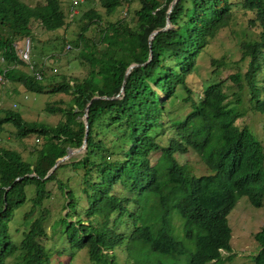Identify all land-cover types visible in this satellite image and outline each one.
Segmentation results:
<instances>
[{
  "label": "trees",
  "instance_id": "1",
  "mask_svg": "<svg viewBox=\"0 0 264 264\" xmlns=\"http://www.w3.org/2000/svg\"><path fill=\"white\" fill-rule=\"evenodd\" d=\"M98 2L106 14L137 2L134 24L124 19L103 21L95 9L85 11L89 22L81 26L78 39L85 43L80 53L88 64L87 75L69 80L59 74L60 81H44V68L40 69L42 79H35L23 69L25 64L12 44L19 37H31L33 22L46 31L65 26L59 0L35 5L0 0V53L5 58L0 75L20 82L27 92L71 96L68 107L61 100L58 106L46 107L63 117L54 126L30 122L19 111L0 108V130L10 124L20 138L36 134L44 140L33 162L0 147V264L69 263L64 252L51 248L52 241L43 243L48 212L42 206L51 197L47 189L51 181L66 210L54 228L72 249L83 250L90 264L220 263L221 252L231 251L229 212L241 196L259 207L264 192L263 144L248 127L236 124L241 116L237 91L245 87L252 108L264 113V0H176L169 13L173 0ZM211 2L216 13L210 11ZM80 3L70 4L69 11ZM236 7L249 10L253 17L248 22L260 30L256 39L240 43L237 71L228 76L237 98L228 102L225 80L211 79L201 91L193 92L187 78L197 56L229 24ZM167 18L170 28L158 31L149 43V35L164 27ZM93 23L98 26V38L89 40L85 32ZM211 64L219 67L223 61L212 58ZM182 92L190 109L177 115L169 104ZM87 104L83 155L59 163L49 173L56 159L82 145L85 124L81 118ZM190 151L207 173L195 175L179 163L177 155ZM155 153L159 155L153 157ZM68 167L79 175L78 190L69 184L71 179L58 177L59 170ZM28 186H33L32 196ZM81 198L86 206H81ZM28 204L29 209L22 211ZM174 212L180 217V235L173 232ZM11 224L18 225L17 232L23 224L18 238ZM253 238L259 250L252 264H264V220ZM119 248L127 261L116 259L114 250Z\"/></svg>",
  "mask_w": 264,
  "mask_h": 264
},
{
  "label": "rangeland",
  "instance_id": "2",
  "mask_svg": "<svg viewBox=\"0 0 264 264\" xmlns=\"http://www.w3.org/2000/svg\"><path fill=\"white\" fill-rule=\"evenodd\" d=\"M29 5L42 3L43 0H22ZM60 7L66 17V25L55 30L46 31L41 25L36 22L32 24L31 39V59L38 68H44L45 80L50 79L60 81L61 75L67 79L74 78L83 79L88 73V64L80 53L84 49V42L78 39V34L81 26L85 25L89 20L84 18L83 14L89 9H95L103 21H115L124 19L129 25H133L136 17L133 12L138 7L137 2H133L130 7L126 4L118 6L117 10L112 14H106L104 9L100 6L98 0H59ZM71 8L70 4L79 3ZM216 10L215 3L211 2L210 11L214 13ZM217 11V10H216ZM216 13V12H215ZM252 13L242 7L233 9V14L229 24L218 30L215 37L209 40L205 50L202 51L196 58V66L192 73L188 76V83L193 92L202 90L203 83L205 84L211 79L223 81L225 80L226 89L228 92V102H235L237 95H232L235 88L228 76L237 68L235 63L240 58L239 46L244 40H254L258 37L260 28L251 25L248 20L252 18ZM1 29V28H0ZM98 26L96 23L91 24L89 29L85 32L90 39L98 38ZM19 46L23 45V37L14 40ZM77 44H75L76 42ZM212 58L222 59L223 65L215 67L211 64ZM246 62L241 63L242 68L245 67ZM0 65L2 66L3 63ZM56 68V72H52V68ZM20 68H23L22 66ZM24 70L25 67L23 68ZM214 71V72H213ZM61 74V75H59ZM261 76L263 74L261 73ZM60 79V80H59ZM237 93L241 96V103L238 105V110L241 116L236 120V124L240 127L246 126L254 135L261 141L264 147V113L258 112L252 108L249 101V94L247 87L242 92ZM161 98L164 96L159 92ZM185 93L173 100L169 104L170 110L177 115L184 114L189 111L188 103H185L182 98ZM192 98L197 100L199 96L196 93L192 94ZM64 101L62 105L68 107L71 103V96L64 93H35L26 91L24 86L18 81L3 80L0 77V108H10L19 111L22 117L27 121L39 122L47 125H58L59 121L63 119L60 113H53L46 110V107L58 106L59 101ZM82 119V118H81ZM39 139V140H38ZM44 140L36 134H29L25 137L16 136V129L6 124L0 130V147L16 151L22 155L24 159L33 162L36 158L37 151ZM71 148L69 150H73ZM84 151V150H83ZM83 151L73 152L71 155L61 161L60 163H68L73 159H78L83 155ZM159 153L153 154L157 157ZM180 164H186V168L195 175H202L207 173V169L202 164L200 158L192 151L177 155ZM58 177L60 179H71L69 184L74 186L77 190L81 185L78 180V173L71 169V167L59 170ZM47 189L51 192V197L46 199L43 203V209L47 210L46 216V236L43 238V243H50L51 248L59 249L65 253V257L70 258L68 264H90L83 250L76 251L72 249L67 240L59 235L57 228H54L55 222L59 215H63L66 210L61 206L63 197L56 187L55 181L47 184ZM28 195H33V186L27 187ZM262 203L259 207L253 206L246 196H241L234 208L229 212L227 218L229 226L231 227V251H222L223 261L216 264H252V256L255 255L259 246L254 240L253 235L260 229L264 220V192L262 193ZM81 206H86V201L81 198ZM29 204L22 208V211L28 210ZM40 214V211H35L32 215L33 219ZM172 219L173 232L180 235L181 221L177 212L173 213ZM179 217V218H178ZM75 220V219H74ZM17 224H11L10 229L18 238L23 230V224L19 226V231H15ZM84 252V251H83ZM110 252V251H109ZM116 259L125 260V253L122 249L114 250ZM133 264V262L131 263Z\"/></svg>",
  "mask_w": 264,
  "mask_h": 264
},
{
  "label": "built area",
  "instance_id": "3",
  "mask_svg": "<svg viewBox=\"0 0 264 264\" xmlns=\"http://www.w3.org/2000/svg\"><path fill=\"white\" fill-rule=\"evenodd\" d=\"M77 4V3H75ZM23 45L19 46L18 43L15 41L13 42L12 46L14 49V52H16V56L20 61H22L25 64V68L31 73V75L34 76L35 79L41 80L42 79V74L40 71V68L35 67L34 62L31 59V39L29 36H26L23 38ZM5 61L4 56L0 53V63L2 64ZM52 72H56L57 69L54 67L51 69ZM0 77L5 80V78L0 75Z\"/></svg>",
  "mask_w": 264,
  "mask_h": 264
},
{
  "label": "water",
  "instance_id": "4",
  "mask_svg": "<svg viewBox=\"0 0 264 264\" xmlns=\"http://www.w3.org/2000/svg\"><path fill=\"white\" fill-rule=\"evenodd\" d=\"M176 2V0H173V2L171 3V5H170V7H169V9H168V13L171 11V8H172V6L174 5V3ZM170 22H169V19L167 18V21H166V24H165V26L164 27H162L161 29H159V30H155V31H153L150 35H149V37H148V42L149 43H151V40L153 39V37H154V35L158 32V31H164V30H167V29H169L170 28ZM149 57H150V54H149ZM135 65H137V64H131L128 68H127V70H126V72H125V75H124V78H123V83L125 82V78H126V76H127V74L129 73V71H130V69L132 68V67H134ZM123 91V89L121 88V91L120 92H122ZM119 95H117L116 96V98L118 97ZM96 97H93L92 99H95ZM103 98H104V96H103ZM87 109H88V104H87V106H86V108H85V112H84V114H83V116H82V120H83V122H84V124H85V134H84V141H83V143H82V145L79 147V148H75V149H73V150H68L67 151V154H65L63 157H60V158H58V159H56V161H55V163H54V165L52 166V168L49 170V173H51V171H53L57 166H58V164L61 162V161H63V160H65V159H67L70 155H71V153H73V152H78V151H83L84 149H85V146H86V136H87V132H88V124H87V120H86V118H87ZM49 174H47L45 177H47ZM19 178H16L15 180H18Z\"/></svg>",
  "mask_w": 264,
  "mask_h": 264
}]
</instances>
